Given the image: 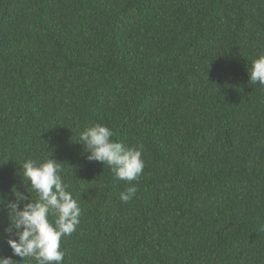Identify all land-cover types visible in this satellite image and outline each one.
Masks as SVG:
<instances>
[{
  "label": "trees",
  "instance_id": "16d2710c",
  "mask_svg": "<svg viewBox=\"0 0 264 264\" xmlns=\"http://www.w3.org/2000/svg\"><path fill=\"white\" fill-rule=\"evenodd\" d=\"M261 54L264 0H0V196L36 198L25 160L61 163L82 213L62 264H264ZM94 123L143 146L138 180L87 160ZM10 220L0 256L36 264Z\"/></svg>",
  "mask_w": 264,
  "mask_h": 264
},
{
  "label": "clouds",
  "instance_id": "9594fccd",
  "mask_svg": "<svg viewBox=\"0 0 264 264\" xmlns=\"http://www.w3.org/2000/svg\"><path fill=\"white\" fill-rule=\"evenodd\" d=\"M248 74L253 84L264 85V54L252 61ZM113 136L111 128L94 123L80 132L79 143L88 153L87 160L107 165L115 179L138 180L145 167L143 146L125 148L121 142L113 140ZM20 165L22 180L29 182L36 198L33 200L15 187L14 200L0 196V205L7 208L10 225L15 229V238L7 239V244L13 255L21 257L22 261L32 258L36 264H62L65 254L61 250V239L76 231L81 208L68 190L70 185L62 179L60 162L51 158L42 162L27 159ZM136 191L135 186L127 187L119 193V199L127 203ZM16 262L11 256H0V264Z\"/></svg>",
  "mask_w": 264,
  "mask_h": 264
}]
</instances>
